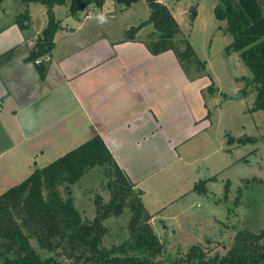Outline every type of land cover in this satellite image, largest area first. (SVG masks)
Here are the masks:
<instances>
[{
  "label": "crops",
  "instance_id": "1",
  "mask_svg": "<svg viewBox=\"0 0 264 264\" xmlns=\"http://www.w3.org/2000/svg\"><path fill=\"white\" fill-rule=\"evenodd\" d=\"M34 4L0 0V56L20 47L0 67V193L99 135L143 199L180 150L210 127L208 84L188 75L174 51L154 55L143 40L111 35L103 23L114 13L107 4L75 16V26L59 19L42 79L27 61L48 25L42 4L46 25L36 27Z\"/></svg>",
  "mask_w": 264,
  "mask_h": 264
},
{
  "label": "rangeland",
  "instance_id": "2",
  "mask_svg": "<svg viewBox=\"0 0 264 264\" xmlns=\"http://www.w3.org/2000/svg\"><path fill=\"white\" fill-rule=\"evenodd\" d=\"M160 2L172 12L183 39L192 45L195 57L206 64V76L200 81L208 84L203 94L207 98L211 125L204 135L188 143L184 152L180 150L178 162H173L148 185L151 194L143 197V201L146 208L154 213L149 225L162 244V254L153 257L149 253L139 254L170 264L168 259H183L193 246L199 245L209 257H224L236 243L239 233H260L264 230V185L259 183V180L264 181V111L250 112L256 100V91L251 83L242 78L250 79L252 74L239 53L227 51L233 36L227 30L226 23L216 17L218 1ZM195 2L198 3L196 14L192 12ZM34 5L32 13L35 25L43 28L46 25V13L41 11L43 5L40 2ZM10 6L13 10L11 2L9 9ZM104 10L114 12L106 15L103 23L112 29L111 35L117 38L127 36L131 27L139 26L151 15L145 1L129 7L111 2ZM55 11L58 20L65 22L68 19L74 26L77 23L69 15L68 4L57 5ZM127 25L130 27L125 34L120 27ZM27 29L28 26L23 28ZM153 30L149 25L137 38L146 42ZM42 61L48 64L49 57L45 56ZM189 73L191 77H199L194 76L193 70ZM211 84L214 93L208 89ZM247 85L250 88L247 89ZM239 92L243 98L234 100L232 97ZM247 138L253 141L239 143L240 139ZM2 147H6L4 142ZM109 181V170L97 167L88 170L75 185H62L60 191L65 198L73 197L74 205L84 220L92 221L97 216V203L111 202ZM201 182L207 188L205 193L196 191L195 186ZM209 195L216 199L212 200ZM29 207L35 209L34 204H29ZM132 217L127 209L123 215L106 220L104 225L108 232L102 245L113 250L130 240ZM33 227L36 228L35 223ZM59 252L50 255L57 257ZM117 255L120 253L117 252ZM64 258L61 257V260Z\"/></svg>",
  "mask_w": 264,
  "mask_h": 264
},
{
  "label": "trees",
  "instance_id": "3",
  "mask_svg": "<svg viewBox=\"0 0 264 264\" xmlns=\"http://www.w3.org/2000/svg\"><path fill=\"white\" fill-rule=\"evenodd\" d=\"M20 1L25 4L40 2L46 8L48 25L27 58L35 64L42 79L48 71V65L42 59L51 56L61 27L54 12L57 5L69 4L70 15L75 17L84 12L101 10L107 3L129 7L139 1L148 3L151 15L139 26L131 27L126 41L138 39L137 35L151 25L154 30L144 43L152 54L172 50L188 75L193 70L194 76H206V64L195 57L192 45L183 39L172 12L160 0ZM217 1L216 17L226 23L233 36L227 51L239 53L252 74L250 79L242 78L251 83L256 91V100L250 112L264 111V0ZM22 19L20 25L24 28V22L29 21V13ZM19 48L14 47L1 55L0 67L16 57ZM246 88H250L249 85ZM208 89L213 93L215 91L213 84ZM250 141L253 140L240 139L239 143ZM97 167L109 170L111 202L101 204L99 201L97 216L89 221L84 220L76 209L73 197L65 198L60 189L62 185H75L88 170ZM259 183L264 185L263 180ZM195 188L199 193L207 191L204 182ZM142 195L120 168L104 139L98 135L43 169H36L24 182L0 193V264H165L139 254L149 253L151 257L162 254V244L149 225L153 216L145 208ZM29 204H34L35 209L31 210ZM127 209L133 216L130 222L131 239L109 250L102 245L108 232L104 222L123 215ZM235 241L224 257H209L201 246L195 245L185 258L167 261L170 264H264V230L260 233L242 231ZM58 251L57 257L50 255ZM117 252L120 255L116 256ZM63 256L65 258L61 260Z\"/></svg>",
  "mask_w": 264,
  "mask_h": 264
},
{
  "label": "water",
  "instance_id": "4",
  "mask_svg": "<svg viewBox=\"0 0 264 264\" xmlns=\"http://www.w3.org/2000/svg\"><path fill=\"white\" fill-rule=\"evenodd\" d=\"M197 6H198V3L195 2L194 5H193V7H192V12H193L194 14H196V12H197ZM232 98H233L234 100H239V99L243 98V95H242L241 92H239L236 96H233ZM233 141H236V138H233ZM209 196H210V198H211L212 200L215 199V197H214L213 195H209ZM230 207H231V206H230Z\"/></svg>",
  "mask_w": 264,
  "mask_h": 264
},
{
  "label": "built area",
  "instance_id": "5",
  "mask_svg": "<svg viewBox=\"0 0 264 264\" xmlns=\"http://www.w3.org/2000/svg\"><path fill=\"white\" fill-rule=\"evenodd\" d=\"M37 63H39V61Z\"/></svg>",
  "mask_w": 264,
  "mask_h": 264
}]
</instances>
